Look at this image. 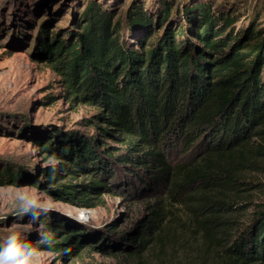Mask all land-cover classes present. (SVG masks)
<instances>
[{"label": "trees", "instance_id": "trees-1", "mask_svg": "<svg viewBox=\"0 0 264 264\" xmlns=\"http://www.w3.org/2000/svg\"><path fill=\"white\" fill-rule=\"evenodd\" d=\"M183 12L184 22L174 23L168 3L147 17L93 2L63 33L40 27L35 59L62 77L70 101L95 108L88 125L119 144L61 125L35 127L31 141L49 152L46 160L57 159L42 169L40 185L85 208L113 187L163 192L123 231L128 255L147 249L177 203L227 264H264V190L246 178L264 157V146L252 144L254 135L264 140L256 130L264 124V28L239 29L240 15H215L208 3ZM10 162L0 183L36 181V168ZM237 214L249 222L236 232ZM42 219L50 235L37 247L82 252V230Z\"/></svg>", "mask_w": 264, "mask_h": 264}, {"label": "rangeland", "instance_id": "rangeland-1", "mask_svg": "<svg viewBox=\"0 0 264 264\" xmlns=\"http://www.w3.org/2000/svg\"><path fill=\"white\" fill-rule=\"evenodd\" d=\"M93 2L119 16L136 9L147 17L158 16L168 3L174 23L184 22L186 6L208 3L215 15H240L239 29L251 24L264 28V0H0V169L10 160L11 164L26 163L29 171L33 167L37 172L36 181L0 183V241L13 231L19 232L36 249L42 264H227L222 251L204 242L202 227L189 209L177 203L170 207L167 219L141 255H128L119 246L123 231L147 215L148 206L163 197L161 191L142 188L132 192L113 187L103 192L95 207L85 208L40 185L42 169L57 159L46 160L49 152L31 141L36 136L35 127L61 125L66 131L94 134L104 146L119 145L114 138L102 136L96 124L88 125L95 108L70 101L62 77L34 57L40 27L63 33ZM256 130L264 133V124ZM252 144L264 146L261 135H254ZM63 176L61 182L67 180V174ZM246 178L264 190V157L261 167L247 172ZM262 196L255 194V199ZM29 201L35 203L25 212ZM43 217L82 230V252L65 254L54 252L50 246L37 247L34 242L45 241L50 235ZM247 219L236 215V232L249 222ZM112 224H116L113 230L109 229Z\"/></svg>", "mask_w": 264, "mask_h": 264}, {"label": "clouds", "instance_id": "clouds-1", "mask_svg": "<svg viewBox=\"0 0 264 264\" xmlns=\"http://www.w3.org/2000/svg\"><path fill=\"white\" fill-rule=\"evenodd\" d=\"M34 201H29L23 208L27 212ZM44 243L45 241H41ZM0 264H42L38 258L36 249L21 236L13 231L0 241Z\"/></svg>", "mask_w": 264, "mask_h": 264}]
</instances>
